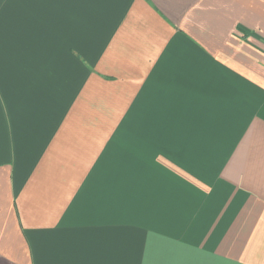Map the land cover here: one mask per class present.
<instances>
[{
	"label": "crops",
	"instance_id": "obj_1",
	"mask_svg": "<svg viewBox=\"0 0 264 264\" xmlns=\"http://www.w3.org/2000/svg\"><path fill=\"white\" fill-rule=\"evenodd\" d=\"M0 264H264V0H0Z\"/></svg>",
	"mask_w": 264,
	"mask_h": 264
}]
</instances>
